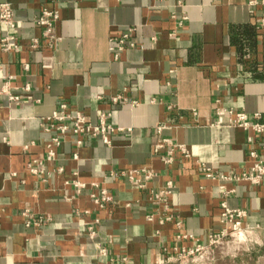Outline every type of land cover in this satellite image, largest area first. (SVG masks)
<instances>
[{
  "label": "crops",
  "instance_id": "obj_1",
  "mask_svg": "<svg viewBox=\"0 0 264 264\" xmlns=\"http://www.w3.org/2000/svg\"><path fill=\"white\" fill-rule=\"evenodd\" d=\"M250 1L184 0L189 18L173 37L177 0H0L13 6L17 20L0 35L16 34L21 46L6 52L0 44V264H109V257L97 256L105 245L117 259L152 264L174 235L172 224L147 220L156 209L152 190L169 180L176 186L171 208L186 231L206 240L221 227L226 200L247 211L244 225L258 228L264 240V180L222 181L203 170L243 172L253 164L252 150L264 157V136L212 125L218 107L244 111L251 120L259 114L264 122V32ZM46 8L59 12L57 40L30 51L32 38L43 39L35 20ZM129 26H138L137 46L116 59L110 39ZM119 94L129 101L112 103ZM63 103L93 123L109 113L117 129L108 134L110 144L69 132L56 160L45 163L46 173L32 174L26 162L43 157L57 133L45 130L44 119ZM161 125L167 127L159 133ZM160 136L185 144L191 158L178 153L166 164V149L154 147ZM142 167L158 173L145 189L110 175ZM74 180L87 187L78 193ZM221 184L231 191L226 198ZM101 189L113 201L98 209L91 194ZM27 207L52 221L39 230L27 226ZM96 217L99 236L91 240L87 227ZM249 258L264 264V241Z\"/></svg>",
  "mask_w": 264,
  "mask_h": 264
},
{
  "label": "built area",
  "instance_id": "obj_2",
  "mask_svg": "<svg viewBox=\"0 0 264 264\" xmlns=\"http://www.w3.org/2000/svg\"><path fill=\"white\" fill-rule=\"evenodd\" d=\"M186 4L184 0H177L171 10V18L175 21L176 27L170 32V36L176 37L179 30L188 20V14L184 10ZM253 14L256 15L257 28L264 32V0H252L249 3ZM261 6L262 10L257 11L256 7ZM180 9V12H179ZM59 19V12L54 9H44L41 15L36 18V24L42 29L43 39L32 38L27 48L30 51L38 50L57 40L56 22ZM14 30L17 27V20L13 6L9 2H0V33L3 28ZM138 26H129L118 37L110 39V50L114 57L118 59L120 55L130 48H134L137 44L134 41ZM153 40L156 39L154 36ZM0 44L4 51H19L21 49L18 43V37L14 33L0 35ZM24 69L29 70V64H24ZM11 100L18 101L19 97L11 95ZM129 100L124 94H119L111 99L116 104L119 102L127 103ZM136 104L135 101H131ZM194 114H197L194 112ZM218 120L212 125L222 126L228 125L245 131H252L259 136H264V122L260 121L259 114H256L257 120H251L248 114L234 108H217ZM110 114L102 112L99 120L93 123L81 112H72L67 104L63 103L51 115L47 116L44 121L45 130H56V135L51 141L46 143V154L43 157H32L26 162V169L35 175H43L46 173L45 163L56 160L59 148L63 143V138L72 132L79 136L101 137L106 144H110L108 134L114 132L117 128L109 122ZM167 126L158 127L159 133ZM121 129V128H118ZM251 140V138H250ZM82 140H77L80 145ZM34 145V144H32ZM29 145L25 146V150L29 149ZM155 151L159 152L166 149V154L162 156L166 164H172L178 153L185 158H191L188 147L183 143L174 142L170 138L160 136L154 145ZM253 164L249 170L231 173L219 174L211 167L203 165L206 177L212 179H221L222 181H248L252 184H259L264 180V157L256 150L250 152ZM77 158V154H75ZM59 172L62 171L60 167ZM111 176L121 177L136 188L145 189L148 183L158 176V173L148 167L134 168L130 170H112ZM11 177H16L17 173L12 172ZM78 193L87 187L85 182L74 180L71 182ZM92 186H99L98 182H92ZM176 188L174 182L169 180L159 189L152 190L150 200L156 205L153 213L147 215L148 221L158 220L160 224L170 223L174 228V235L171 242L164 247V252L159 255L152 264H218L225 259H229L232 264L235 258L241 255L243 251H250L248 242L259 243L258 228L244 225L243 220L247 216V211L241 208H232L226 200L221 202L220 223L221 227L208 234L206 240L184 229V222L179 212H175L171 208L170 195ZM219 193L224 197H228L230 190L221 184L218 189ZM98 209L105 208L106 204L113 201V196L106 189H101L100 193L91 194ZM130 206V204H127ZM89 212V211H88ZM26 225L37 230L52 221V216L48 213L35 212L31 207H27L22 211ZM100 224V218L96 217L87 227V235L91 240H95L99 236L97 225ZM97 256L109 257V264H142L131 261L126 255L121 258H115L109 251L108 247L102 246L98 249ZM236 264H251L250 260L242 259Z\"/></svg>",
  "mask_w": 264,
  "mask_h": 264
},
{
  "label": "rangeland",
  "instance_id": "obj_3",
  "mask_svg": "<svg viewBox=\"0 0 264 264\" xmlns=\"http://www.w3.org/2000/svg\"><path fill=\"white\" fill-rule=\"evenodd\" d=\"M263 241H264L263 238H261L259 236V243H255L254 241H253V243L248 242L249 247H250V251H243V252H241V255H239V256H237L235 258L234 264L240 262L242 259H245V260L249 259V260H251L249 258L251 256V252L254 251V250H256V248L259 245H261L263 243ZM218 264H232V263H231V261H229V259H225L223 262H219Z\"/></svg>",
  "mask_w": 264,
  "mask_h": 264
}]
</instances>
